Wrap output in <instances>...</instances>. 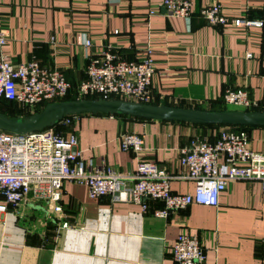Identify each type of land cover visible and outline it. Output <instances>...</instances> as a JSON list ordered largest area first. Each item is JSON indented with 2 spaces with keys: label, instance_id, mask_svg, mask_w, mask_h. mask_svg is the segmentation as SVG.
<instances>
[{
  "label": "crops",
  "instance_id": "0c3cea01",
  "mask_svg": "<svg viewBox=\"0 0 264 264\" xmlns=\"http://www.w3.org/2000/svg\"><path fill=\"white\" fill-rule=\"evenodd\" d=\"M161 1L0 0V29L7 35L0 57L3 52L13 64L37 60L61 70L74 87L85 79L95 51L82 45L85 38L94 45L109 43L126 60L140 59L150 45L155 66L151 103L227 108L226 89L244 88L250 109L259 107L264 0H192L188 18L167 15ZM213 2L229 17L263 24L211 25L200 9ZM223 128L82 113L63 133L77 136V149L91 162L88 169L110 167L120 174L132 173L139 159L120 148L119 137L144 134L141 160L165 167L173 191L192 193L195 183L178 162L179 148L192 140H211ZM247 132L250 148L264 154V127ZM60 206L53 212L47 202L28 197L1 212L0 264H173L171 246L181 232L199 237L205 250L202 264H264V192L257 180H230L217 206L193 204L164 218L154 214L160 201L147 200L142 209L110 197L93 199L84 185L68 180Z\"/></svg>",
  "mask_w": 264,
  "mask_h": 264
},
{
  "label": "built area",
  "instance_id": "2783aa9c",
  "mask_svg": "<svg viewBox=\"0 0 264 264\" xmlns=\"http://www.w3.org/2000/svg\"><path fill=\"white\" fill-rule=\"evenodd\" d=\"M160 6L167 15L188 18L193 2L162 0ZM200 15L209 24L225 28L263 24L261 19L229 17L218 2L204 5ZM6 40L7 35L0 29V47ZM81 43L95 47V51L89 55L85 79L74 87L59 69L44 67L37 60L13 64L2 52L0 99L16 101L28 113L40 105L60 101L70 92L76 99L97 96L151 103L155 66L150 45L140 59L126 60L109 43L94 45L89 38ZM223 99L226 104L243 108L252 105L244 88L226 89ZM260 107L264 110V95ZM75 117H64L59 124L71 125ZM224 127L211 140L196 139L179 148L178 162L186 169L185 177L195 183L192 193L173 191L171 175L165 167L141 160L144 134L128 132L119 137L120 148L132 150L139 159L132 173L120 174L110 167L88 169L91 162L77 149L78 140L73 132L65 134L54 127L30 133L0 129V213L28 197L47 202L53 212L61 211L63 183L67 180L84 185L93 199L110 197L113 201L139 204L142 209L147 208V200L160 201L162 207L154 214L163 218L193 204L217 206L220 193L233 179L257 180L264 192V154L250 148L247 131ZM171 259L173 264H202L205 250L199 237L181 232L171 246Z\"/></svg>",
  "mask_w": 264,
  "mask_h": 264
},
{
  "label": "water",
  "instance_id": "95a60500",
  "mask_svg": "<svg viewBox=\"0 0 264 264\" xmlns=\"http://www.w3.org/2000/svg\"><path fill=\"white\" fill-rule=\"evenodd\" d=\"M82 112L120 113L140 118L201 125L264 127V111L196 110L163 104L143 103L121 98L104 99L97 97L50 102L40 112L25 118L13 119L0 112V129L16 133L38 132L53 125L66 115H74Z\"/></svg>",
  "mask_w": 264,
  "mask_h": 264
},
{
  "label": "trees",
  "instance_id": "16d2710c",
  "mask_svg": "<svg viewBox=\"0 0 264 264\" xmlns=\"http://www.w3.org/2000/svg\"><path fill=\"white\" fill-rule=\"evenodd\" d=\"M87 98H97V96H88ZM74 99H76L75 95L70 92L62 100H74ZM12 103H16L18 105V107H14V108H5V107H3L4 104H12ZM45 105L46 104L38 106L35 109L34 113L40 112L44 108ZM192 109H196V110H208V111H225V110H229V109H227L225 107H212V108L206 109V108H204L202 106H196V107H194ZM244 110L245 111H248V112H262V111H264L263 109H261L260 106L257 107V108H255V109L246 108ZM0 112L3 113V114H5L7 117L13 118V119L25 118L27 116H30V115L34 114V113L30 114V113L26 112L25 109L22 106H20L16 101L7 100V99H4V98H1L0 99ZM82 113H88V112H82ZM82 113H76L74 115L77 116V115H80ZM92 113H94V114H106V115H119V116L134 117V116H131V115H125V114H120V113H115V114L97 113V112H92ZM68 116H73V115H66L64 117H68ZM138 118H140V117H138ZM142 119H147V118H142ZM59 121H57L56 123H54L53 125H51L49 127H54L55 130L64 132L67 128L70 129L72 127V125H73V123L71 125H68V126L60 125L59 124ZM197 125H200V126H212V127H215V126L216 127L217 126L219 127L220 126V125H211V124L210 125L197 124ZM228 127H231V128H233L235 130H245V131H249L250 128H253V127H262V126H237V125L232 126V125H230Z\"/></svg>",
  "mask_w": 264,
  "mask_h": 264
},
{
  "label": "rangeland",
  "instance_id": "374dc122",
  "mask_svg": "<svg viewBox=\"0 0 264 264\" xmlns=\"http://www.w3.org/2000/svg\"><path fill=\"white\" fill-rule=\"evenodd\" d=\"M3 107H5V108H14V107H18V105L16 104V103H12V104H4L3 105ZM227 108L229 109V110H237V109H242V106H238V105H234V104H228L227 105ZM34 111H32V113H33ZM32 113H30V114H32ZM222 127V126H221Z\"/></svg>",
  "mask_w": 264,
  "mask_h": 264
}]
</instances>
